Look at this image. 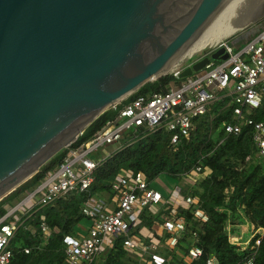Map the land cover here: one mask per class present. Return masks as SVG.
<instances>
[{"label":"water","instance_id":"obj_1","mask_svg":"<svg viewBox=\"0 0 264 264\" xmlns=\"http://www.w3.org/2000/svg\"><path fill=\"white\" fill-rule=\"evenodd\" d=\"M263 16L264 0H0V200L104 112ZM227 58L218 48L178 78Z\"/></svg>","mask_w":264,"mask_h":264},{"label":"built area","instance_id":"obj_2","mask_svg":"<svg viewBox=\"0 0 264 264\" xmlns=\"http://www.w3.org/2000/svg\"><path fill=\"white\" fill-rule=\"evenodd\" d=\"M221 47L228 55L226 60L218 64L210 61L202 72L170 86L165 92L139 95L127 101L112 122L86 144L70 149L56 170L47 172L18 203L7 206L6 214L0 219V264H10L9 244L20 228L22 218L66 194L87 191L93 182L94 171L110 154L100 159H90L88 155L101 146L117 143L128 129L135 133L164 130L170 133V144L174 146L181 138L189 137L194 120L204 115L209 105L230 96L234 103L233 122L224 127L225 133L239 135L243 127L251 128L252 142L259 156L264 157V121L256 122L252 118L253 111L264 100V21L243 47L235 48L224 41L208 53ZM182 70L176 69L171 75L178 78ZM204 177L202 168L195 166L181 176V183L170 192L160 193L142 173L121 169L109 192L101 197H90L83 204L82 214L90 222L87 233L63 237L65 264H91L110 250L118 237L123 238L122 249L144 264H171L163 252H177L186 227L178 210L191 209L195 219L201 223L208 221L207 215L198 207V199L183 193V189L195 186ZM144 212L155 219L150 227L139 228ZM232 227L227 225L229 245L240 254L246 249L251 250L240 264H254V249L259 246L264 230L250 226V240L241 243L239 236L231 232ZM40 229L45 237L50 236L51 230L44 222ZM251 241L253 245L249 248ZM197 242L194 236L187 254L177 253L181 258L179 264H191L202 257L203 251ZM24 252L28 254L29 251ZM205 264H218V260L210 256Z\"/></svg>","mask_w":264,"mask_h":264},{"label":"trees","instance_id":"obj_3","mask_svg":"<svg viewBox=\"0 0 264 264\" xmlns=\"http://www.w3.org/2000/svg\"><path fill=\"white\" fill-rule=\"evenodd\" d=\"M196 75V74H195ZM183 79L171 74L149 82L129 96L115 109H109L93 121L68 147L50 158L39 171L13 192L0 200V219L6 214L5 206H13L23 195L30 192L45 177L56 170L70 149L89 142L96 133L112 122L123 106L139 95L165 92ZM233 100L223 97L208 106L206 113L194 120V129L187 139L181 138L176 145L170 144V133L159 130L152 133H135L133 129L122 133L117 150L103 161L93 173V182L85 192H72L38 208L22 218V224L9 244L12 252L10 264H65L62 239L66 235L77 236L76 226L84 219L82 207L90 197H101L109 192L111 183L121 169L142 173L148 182L164 176L181 183V176L200 166L205 174L203 180L193 187L183 189L185 195L198 199V207L207 215L201 223L193 211L179 209L186 227L178 242L177 252L164 251L171 264H179L191 245L194 236L202 249V257L191 264H205L215 256L218 264H240L249 254L237 253L228 243L227 225H234V215L241 211L253 229L264 230V157H260L251 139V128L243 127L239 135L226 134L224 127L233 122ZM256 122L264 121V100L253 111ZM155 217L143 213L141 227H150ZM51 230L45 237L41 223ZM231 228V232L235 230ZM123 238L118 237L113 247L100 256V264H144L138 257L128 255L122 249ZM253 241L250 242V247ZM28 250V254L24 250ZM254 264H264V236L254 249ZM179 255H178V254ZM95 260L91 263L94 264ZM97 262V264H98Z\"/></svg>","mask_w":264,"mask_h":264},{"label":"rangeland","instance_id":"obj_4","mask_svg":"<svg viewBox=\"0 0 264 264\" xmlns=\"http://www.w3.org/2000/svg\"><path fill=\"white\" fill-rule=\"evenodd\" d=\"M263 21H264V16H263L260 20L256 21L254 24L251 23V24L247 25L246 27H244L243 29L239 30V31L236 32L235 34H233V35H231L230 37H228L227 39L223 40L222 42H224V41L232 42V40H233L235 37L240 36V35H243V34H245V33H247V32H248V33H247V35H245V36H246V39H248L249 37H251V32H252L257 26L259 27V25L262 24ZM222 42H221V43H222ZM219 44H220V42H219L218 44H216V45H213V46H211V47H208V48L204 49L203 52L201 53V55L198 56L197 58H195L194 60H179L178 63L176 64V66L174 67V69H173L172 71H174V70H176V69L180 70V69H184V68H186L188 65H190L191 63H193V62H195L196 60H198L199 58H201L204 54L208 53V52L211 51L212 49H215ZM243 46H244V42H242V43L240 44L239 48H241V47H243ZM235 51H237V49H235ZM213 62H214L215 64L220 63V61H213ZM172 71H171V72H172ZM171 72H169L168 74H171ZM168 74H167V75H168ZM195 74H196V73H194L193 75H195ZM193 75H192V76H193ZM129 130H131V129L126 130V132L129 131ZM118 147H119V143L106 144V145H104V146L99 147L96 151H93L92 153H90V154L88 155V157H89L90 159H100V158L104 157L105 155H108V154L112 153L113 151L117 150ZM151 186H152L155 190L159 191L160 193H167V192H170L171 189L174 187V182H173L172 180H170L169 178H166V177H164V176H161V177L156 178L153 182H151ZM25 195H26V194H25ZM25 195L22 196L21 200L23 199V197H24ZM17 203H18V202H17ZM6 207H7V206H5V208H6ZM11 208H12V207H11ZM89 226H90V222H89L88 220H86V219H85V220L83 219V220H82V221L76 226V231H77L78 233H81L82 235H85V234L87 233V230H88ZM248 235H250V234H248ZM248 235L244 237V240H246V239L249 237ZM99 259H100V256L97 257V258L95 259L94 264H97V262L99 261ZM98 264H100V263L98 262Z\"/></svg>","mask_w":264,"mask_h":264},{"label":"crops","instance_id":"obj_5","mask_svg":"<svg viewBox=\"0 0 264 264\" xmlns=\"http://www.w3.org/2000/svg\"><path fill=\"white\" fill-rule=\"evenodd\" d=\"M252 37V36H251ZM249 37V38H251ZM248 38V39H249ZM248 39H246V36L244 35H241L240 37H235L232 42H229L227 41L228 43H231L233 44V46L235 48H239L240 44L242 42H246ZM234 218H235V224L233 225L234 226V230H235V233L237 236H239V241L241 243H246L250 240V231H251V227L249 226L250 224L247 222V220L244 218L243 214L241 211H238L235 215H234ZM249 236L246 240H244V237L245 236Z\"/></svg>","mask_w":264,"mask_h":264},{"label":"bare ground","instance_id":"obj_6","mask_svg":"<svg viewBox=\"0 0 264 264\" xmlns=\"http://www.w3.org/2000/svg\"><path fill=\"white\" fill-rule=\"evenodd\" d=\"M220 43H221V42H220ZM217 44H218V43H217ZM215 45H216V44H215ZM173 69H174V67H173ZM173 69H172V70H173Z\"/></svg>","mask_w":264,"mask_h":264}]
</instances>
